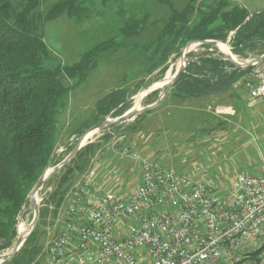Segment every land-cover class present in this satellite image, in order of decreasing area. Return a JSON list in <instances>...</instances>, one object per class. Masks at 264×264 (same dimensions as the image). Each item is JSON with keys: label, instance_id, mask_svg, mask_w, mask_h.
Segmentation results:
<instances>
[{"label": "trees", "instance_id": "trees-1", "mask_svg": "<svg viewBox=\"0 0 264 264\" xmlns=\"http://www.w3.org/2000/svg\"><path fill=\"white\" fill-rule=\"evenodd\" d=\"M44 1L0 0V238L6 245L17 240V223L24 209L31 206L32 190L47 170L64 159L56 156L59 117L72 88L87 79L103 52L118 46L116 37H111L87 50L73 64L58 61L47 65V61L55 58L45 40L46 23L62 15L79 23L88 16L89 9L81 0H59L46 9ZM196 1L191 0L182 10L170 3L171 15L159 33L157 40L161 42L152 51L154 56L150 57L148 67L150 72L157 70V75L146 85L140 83L137 90L162 79L171 56L174 54L177 58L183 46L191 41L227 42L231 37L230 45L237 55L246 56L255 50L264 53V8L251 12L232 0H214L201 8L195 22L191 23L197 12ZM121 31L130 35L138 30L128 23ZM222 42L220 44H225ZM200 48L203 49L200 52L187 53L190 61L186 70L172 84L165 100H193L231 92L235 89L234 84L253 69L252 66L245 69L236 66L212 45ZM128 94L126 90L117 89L100 99L95 122L109 115L116 118L128 111L132 107ZM158 94L157 90L151 92L146 96L147 101L156 102ZM119 125L106 128L115 129ZM130 131L134 133L136 125ZM125 132L120 135L119 145L128 141ZM110 138L108 134L104 141ZM102 144L91 142L82 147L45 183L44 187L51 185L52 190L42 197L39 221L49 205H54L55 213L62 208L76 179L92 166L91 159ZM39 221L25 241L21 256L16 255L6 264L32 262V254L37 248L31 250L28 246L35 244ZM263 249L264 245L253 252L250 259L257 262Z\"/></svg>", "mask_w": 264, "mask_h": 264}, {"label": "built area", "instance_id": "built-area-1", "mask_svg": "<svg viewBox=\"0 0 264 264\" xmlns=\"http://www.w3.org/2000/svg\"><path fill=\"white\" fill-rule=\"evenodd\" d=\"M262 54L234 56L251 62L254 75L234 86L244 85L264 103ZM113 147L120 159L140 162V185L121 195L82 177L41 264H243L264 245V173L213 178L208 168L163 167L141 155L135 142ZM250 264H264V257Z\"/></svg>", "mask_w": 264, "mask_h": 264}, {"label": "rangeland", "instance_id": "rangeland-1", "mask_svg": "<svg viewBox=\"0 0 264 264\" xmlns=\"http://www.w3.org/2000/svg\"><path fill=\"white\" fill-rule=\"evenodd\" d=\"M57 1L59 0H45L44 7L47 9ZM119 1L120 0H86L84 3L92 8L93 12L101 11L102 15L94 13L93 17L98 18L99 21L103 22V18L108 16L107 13L109 6L114 2L115 5L118 6L121 4ZM160 1L161 2L154 0L153 2L155 9H158V11L161 12V14L158 13L159 16L157 14L158 18L166 17V14L163 15V12L168 8L162 0ZM175 1L182 7L181 10L185 7L183 6V0ZM213 1L214 0H204L201 2V0H197L195 2L197 12L194 15L199 16L200 9L206 8ZM237 1L242 2L249 11H257L264 8V0ZM145 4L150 5V3ZM104 11L106 12L105 14ZM166 20L167 17L165 22ZM94 22L95 21H91V25L83 26L81 23H77L74 19L67 16L58 17V19L48 21L45 25V40L52 52V56L57 59V61L55 59L47 61V65H54L58 61H62L65 64H73L79 61L83 54L87 50L92 49L98 42L108 40L109 38L106 39V37L110 34H105L110 33L113 29H103L102 23ZM147 34L150 35V33ZM92 35H94V37ZM122 39L123 40L120 39V42L115 40L118 44L117 48H119V51H117L116 54L107 51L103 52L98 58L97 66L88 74L87 79L82 83L76 84L72 88L67 99L66 107L62 111V115L60 114L61 121L59 122V138L56 150V156L58 159H65L71 152L69 148H74V146L81 140L83 134L98 123L95 122L97 103L100 99L111 93L110 90L116 89L121 85H126L127 88H130V86L135 84L141 76L143 78L139 84L143 83L146 85L157 75V70L150 72L148 71V67L151 64L150 57L154 56L152 51L155 50L161 41L156 40L154 43H147L142 47L141 44L140 46L139 44H132L138 41L137 38H128L127 40L126 38ZM230 39L231 37H229V40L225 43L229 46L231 53L238 59L258 57L262 54L259 50H255L254 52H248L246 56L237 55L232 50ZM139 42H141V40H139ZM187 44H185L183 48ZM135 47L136 50H138L136 51L137 54H144L142 59H139L136 62L123 60L124 57L121 59V55L126 54L128 48H132V52ZM190 49L191 51L189 52H200L203 50L199 46H193ZM216 49L218 50V48ZM181 53L177 58H174V54L171 56L168 61L169 68L162 79H164L169 73L174 74ZM220 54L223 58H226L221 52ZM156 55L157 58L159 53ZM136 63L140 64V66L135 67ZM126 65L129 66L126 67ZM140 67H143V73L142 70H140ZM172 77L173 75H169L166 81H171ZM153 83L155 84V82ZM152 84L148 86H151ZM166 86L157 89V91H159L158 98L160 94L165 91ZM147 87L142 86L136 92L135 90L130 92L127 91L130 94L129 99L132 100V106H134L136 102L138 93L144 91ZM150 93L151 92L148 94ZM73 94L74 97L72 96ZM147 95L141 100L139 110L154 104L150 103L151 100L147 101ZM81 98L83 99V102L78 103V100H81ZM164 100L165 99L163 98L159 103H163L162 106L158 107L156 105L158 108L153 112H147L150 108L145 109L140 111L132 119L120 123L121 125L116 126L115 129L104 128L95 131L85 142V145L91 142L103 144L98 148L96 154L91 159L93 167L90 166L88 168L89 171L92 167L91 175L86 171L84 174L78 176L75 183L85 175L89 174L88 176L93 178L98 175L101 178L104 177L114 181L112 185L116 186V188L112 191L120 193L124 189L129 191L132 189L130 187L132 184H135V179H132L131 182L125 184L123 179L119 180L120 171L115 174V177L107 176V174L109 175L113 169L117 168V166H113L112 170L109 171L108 165H118L119 162L122 161L117 151V156H112L109 151H115L113 145L119 146L118 141L119 138H121L120 135L125 131L128 142H135L139 152L154 159L166 168H175L186 172H194L197 168L205 171L209 168V173L213 178H222L229 177L236 172H245L248 169L255 170L256 167L263 162L264 144H261V142L263 143L262 140L264 139V106L262 103H258V105L252 109L249 108L246 103H240V106L235 104H231L232 106H230L231 100L234 101V99L225 97L224 100H221L220 102L217 100V104L221 106L226 105L230 108H228L226 113H221V107L218 108V106L214 104L215 102L213 103V100L199 102V105L194 102H188L186 106L187 110L181 114L183 117V124L182 126H177V129L172 125V128L171 126H167L176 118V115L174 114L168 115L171 113L169 110L173 109L174 113L177 110L175 106L169 108L168 105L170 103L167 101L164 103ZM148 103L149 105H146ZM180 108L182 107H179V110ZM224 110H227L226 107ZM107 117L111 119L113 118L111 115ZM178 124L179 122H177V125ZM134 125H136V131L132 133L130 128ZM169 128H171V131L168 130ZM200 128H205V130L201 132ZM108 134L111 135L110 140L104 141ZM212 151H215L214 155L211 154ZM102 159L105 161L99 163ZM94 162L97 163L93 165ZM221 180L222 179H218V181ZM51 190V185H46L40 190L38 193V197H40L39 207L42 206V197ZM47 208L48 211L40 219L36 228V234L34 237L35 244L30 247L28 246L31 250L37 248V251L32 254V262L28 264H41L48 241L54 237L59 230V219L61 218L60 209L55 213L54 205H49ZM33 219L34 209L32 206H29L24 209V212L19 217L17 223V237L19 235V228L22 225H26L28 229ZM15 242L16 241H13L11 245H6V241L0 238V259L12 249ZM23 247L24 244L16 255L21 256V249ZM258 257H264V249L258 254ZM254 261V259H250L243 264L254 263Z\"/></svg>", "mask_w": 264, "mask_h": 264}, {"label": "crops", "instance_id": "crops-1", "mask_svg": "<svg viewBox=\"0 0 264 264\" xmlns=\"http://www.w3.org/2000/svg\"><path fill=\"white\" fill-rule=\"evenodd\" d=\"M81 1L83 2V4H85L84 1L86 2V0H81ZM158 1L161 2L160 0H158ZM162 1H163V3L166 6H168L167 10H165L163 12V15L166 14L165 16L167 17V19L171 15V5H170V3H172L174 5V7L179 9V10H181V8H182L180 5H178L176 3L175 0H162ZM190 1L191 0H183V3H184L183 6H186ZM202 1H204V0H201V2ZM232 1L233 2H237L240 5L246 7L242 2H239L237 0H232ZM119 2H121V4H119L118 6L115 5V2L112 3L109 6V10H108V13H107L108 16L103 18V22L99 21L98 18L93 17L94 13L98 14V15H102V12L101 11L100 12H97V11L93 12L92 8H90V7H88L86 5L87 8L89 9L88 16L85 18V20H83V21H81L79 23H81L84 26V25H91V21H95L94 23H102L103 24V27H102L103 29H108V30H109V28L111 30L113 29L112 30L113 32L111 31L110 33H106L105 34V35L110 34V35H107L106 39H108L110 37H116V41L120 42V39L123 40L122 38H124V39L126 38V40L128 38H137L138 41L135 40L137 42L136 43H132V44H139V46L141 44L142 47L145 46L147 43H150V44L154 43L157 40L158 36H159L160 30L164 27V24H165L164 22H165V19H166V17L158 18L159 14H161V12L158 11V9H155L154 4H153L154 0H128V1L127 0H120ZM145 3H150V5L149 4H145ZM251 12H254V11H251ZM105 13L106 12L104 11V14ZM157 14H158V16H157ZM62 16L69 17L68 15H62ZM62 16H60V17H62ZM196 18H197V16L194 15V17H192V19H191V23L195 22ZM56 19H58V18H56ZM72 19H74V18H72ZM128 23L131 24L132 28L137 29L138 31L136 33H133V34H130V35L123 34V32L121 30L123 28H125ZM117 33L120 36H118ZM147 33H150V35H148ZM87 35H89V34H87ZM92 36L94 37V35H92ZM139 40H141V42H139ZM98 43H100V42H98ZM122 44H124V43H122ZM131 50H132V48H128L127 53L124 54V55H121V59L124 57L123 60H129V61H132V62H134V61L136 62L139 59H142L144 57V54L142 55V53H140V54L136 53V51H138V50H136V47H135V49L132 52H131ZM117 51H119V48H114V49L108 50L107 52H112V54L113 53L116 54ZM127 66H129V65H126V67ZM137 66H140V64L136 63L135 67H137ZM142 68L140 67V70H142ZM143 72H144V69L142 70V73ZM246 76L250 77V78L254 77L252 71H250ZM142 78L143 77L141 76V78H139L136 81L135 84L130 86V88L129 87L127 88L126 85H121L120 87H117L116 89H113V90L115 91L117 89H123V90H126L128 92L134 91V90L136 91L137 90V86H138L139 82H141ZM234 88L235 89L233 91H231V92H227V93L220 94V95H211V96L202 97V98L193 99V100H184L183 101V100H177V99L168 98L167 100L164 101V103L166 101L169 102L170 104L168 105V107L170 108V107H174L175 106L177 111H175V113H174L173 109L169 110L171 113H169L168 115L174 114V115H176V118H175V120H172L171 123H169L167 126H171L172 125V126H174V128H177V129H178L177 126H182L183 117H182L181 114L187 110L186 106H187L188 102H190V103L194 102V103H197V105H199V102L201 103V102H208V101H212L213 100V103L215 102L214 104H216V106H218V108L221 107V110H220L221 113H224V112L226 113V111H228V108H230V107H227L226 105L221 106V105L217 104L218 101L220 102L221 100H224L225 97H229L231 99H234V101L231 100L230 106H232L231 104H235V105L240 106V103L241 104L246 103L249 106V108H251V109L254 108L256 105H258V103H262V105L264 106L263 102H260V101H257L255 99L251 98V96L249 95L248 90L245 88L244 85L234 86ZM113 90H110V92H112ZM72 96L74 97V94ZM82 98H83V96H82ZM82 98H81V100H78V103L83 102ZM74 99H76V98H74ZM162 104H158L157 106L161 107ZM158 107L154 106V107L150 108L151 112L155 111V109H157ZM179 107H182V108H180V110H179ZM225 107H226L227 110H224ZM84 108H81V109H84ZM61 115L59 117V122L61 121ZM177 122H179L178 125H177ZM172 126H171V128H172ZM171 128H169L168 130L171 131ZM68 130H69V128H68ZM200 130L202 132V131L205 130V128H203V129L200 128ZM65 134H66V131H65ZM262 141H263V143L261 142V144H264V139ZM109 152H111L112 156H114V155L117 156L116 155L117 154L116 151L112 150V151H109ZM139 153L141 155H143V156H146L145 154H143L141 152H139ZM104 161L105 160L102 159V160L99 161V163H102ZM95 163H97V162H94L93 165ZM113 166H117V168L112 170ZM92 167L88 171V173L90 175H91ZM108 168H109V171H111V170L112 171L109 173V175L107 174V176L115 177V174H117L120 171V174H119L120 175V179L119 180L123 179L125 184H128L129 182H131L132 179L133 180L135 179V181H136L135 184H132V186L130 187V188H132L130 191L124 189L120 193L118 192L121 195L130 194L141 183V167H140V162L138 160H134V159H128V160H124V161L122 160V161L119 162L118 165H112V164L108 165ZM245 172L254 173V174L264 173V160H263L262 163H260V165H258L256 167L255 170L248 169ZM90 178L96 180L106 192H109V193L116 192V191H112L113 189L116 188V186L112 185V183L114 181H112L110 179H107V178H104V177L101 178L98 175L94 176V178L93 177H90ZM69 196H70V192L68 193V195H67V197L65 199V202L69 198ZM64 208L65 207H64V204H63L62 208L60 209L61 216H62Z\"/></svg>", "mask_w": 264, "mask_h": 264}, {"label": "water", "instance_id": "water-1", "mask_svg": "<svg viewBox=\"0 0 264 264\" xmlns=\"http://www.w3.org/2000/svg\"><path fill=\"white\" fill-rule=\"evenodd\" d=\"M222 41H218V40H214V39H210V40H199V41H191L189 42L182 50L180 59H186L185 63L183 66H181L180 68H177L176 71L173 74L172 80L171 82L166 86L165 91L160 94L159 98L157 99L156 102H154V104L149 105L145 108H142L140 110L134 109V106H132L128 111H126L123 115L116 117V118H105L102 121L98 122L97 124H95L94 126H92L89 131H87L85 134H83V136L81 137V140L74 146V148L71 150V152L68 154V156L63 159L60 163H58L57 165H55L54 167L50 168L49 170L46 171V173L44 174V176L42 177V179L39 181V183L35 186L32 195L29 198V202L31 204V206L34 209V219L31 223V229L29 231V233L27 234V236L22 239L20 238V236L18 235L16 242L14 243L13 247L11 250H9L6 255H5V259L0 262V264H6L7 262H9L15 255L16 253L19 251V249L22 247V245L24 244V242L27 240V238L32 234V232L34 231L39 218H40V207H39V200L36 197V194L39 193V191L44 187L45 183L47 181H49L51 178H53L56 174H58L72 159L73 157L77 154V152L85 145L82 144V140L84 139V137L91 131H98L100 129H104L106 127H109L113 124H117V123H123L129 119H132L135 115H137L140 111L145 110V109H149L152 108L156 105H158L160 103V101L165 97V95L169 92V89L171 88L172 84L177 81L180 76L185 72L186 67L189 63V59L186 58L187 57V53L189 51H191V47L193 46H199L201 47L202 45H212L216 48H218V50L225 55L226 59L229 60L230 62H232L233 64H235L236 66H250L251 62L245 61V60H237V59H233L230 55H227L226 53H224L219 47H218V43H220ZM225 43V42H222ZM226 44V43H225ZM262 57H264V53L262 54ZM163 80V79H161ZM159 80V81H161ZM158 82V81H157ZM156 83V82H155ZM154 84V83H153ZM152 84V85H153ZM150 86H148L146 89H148ZM145 89V90H146ZM156 89L150 90L149 92H153ZM148 92V93H149ZM146 93V95L148 94ZM139 94V93H138Z\"/></svg>", "mask_w": 264, "mask_h": 264}, {"label": "bare ground", "instance_id": "bare-ground-1", "mask_svg": "<svg viewBox=\"0 0 264 264\" xmlns=\"http://www.w3.org/2000/svg\"><path fill=\"white\" fill-rule=\"evenodd\" d=\"M218 47H219L224 53H226L227 55H230L233 59H235L234 55L231 54V52H230V50H229L227 44H220V43H218ZM184 63H185V58H184V59H180V60H178L177 65H176V69H177V68H180L181 66H183ZM169 75H173V73H169V74H167L166 77H165L163 80H161V81H159V82H157V83L151 85L148 89H146V90L140 92V93L137 95L136 102H135V104H134V109L139 110V107H140V104H141V100H142L143 97L146 95V93H148L150 90H153V89H156V90H157V89H159V88H161V87H164V86L168 85V84L171 82V81H166ZM94 132H95V131H91V132H89V133L84 137V139L82 140V144H84V143L88 140V138H90V137L93 135ZM39 192H40V191H39ZM36 197H37L38 200H39L40 197H38V193L36 194ZM30 229H31V225H30V227H29L28 229H27V226H26V225H22V226L19 228V236H20V238L24 239V238L27 236V234L29 233Z\"/></svg>", "mask_w": 264, "mask_h": 264}]
</instances>
